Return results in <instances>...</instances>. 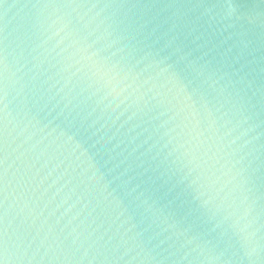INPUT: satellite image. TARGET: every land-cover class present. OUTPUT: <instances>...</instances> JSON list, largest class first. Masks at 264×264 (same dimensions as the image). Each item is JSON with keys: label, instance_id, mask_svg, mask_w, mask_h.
<instances>
[{"label": "water", "instance_id": "95a60500", "mask_svg": "<svg viewBox=\"0 0 264 264\" xmlns=\"http://www.w3.org/2000/svg\"><path fill=\"white\" fill-rule=\"evenodd\" d=\"M0 264H264V0H0Z\"/></svg>", "mask_w": 264, "mask_h": 264}]
</instances>
